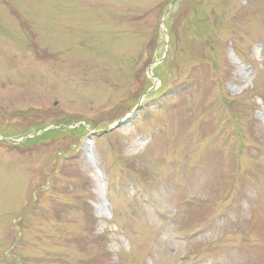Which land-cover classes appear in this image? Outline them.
<instances>
[{
  "label": "rangeland",
  "instance_id": "rangeland-1",
  "mask_svg": "<svg viewBox=\"0 0 264 264\" xmlns=\"http://www.w3.org/2000/svg\"><path fill=\"white\" fill-rule=\"evenodd\" d=\"M0 264H264V0H0Z\"/></svg>",
  "mask_w": 264,
  "mask_h": 264
},
{
  "label": "trees",
  "instance_id": "trees-1",
  "mask_svg": "<svg viewBox=\"0 0 264 264\" xmlns=\"http://www.w3.org/2000/svg\"><path fill=\"white\" fill-rule=\"evenodd\" d=\"M157 69H159V68H156L155 71H157Z\"/></svg>",
  "mask_w": 264,
  "mask_h": 264
}]
</instances>
